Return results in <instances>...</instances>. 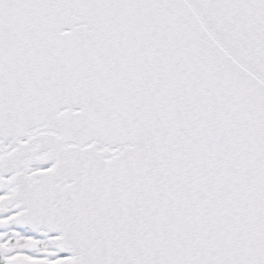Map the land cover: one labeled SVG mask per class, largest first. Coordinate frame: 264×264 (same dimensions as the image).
Instances as JSON below:
<instances>
[{
    "label": "snow or ice",
    "instance_id": "6c2138e0",
    "mask_svg": "<svg viewBox=\"0 0 264 264\" xmlns=\"http://www.w3.org/2000/svg\"><path fill=\"white\" fill-rule=\"evenodd\" d=\"M0 264H264V0H0Z\"/></svg>",
    "mask_w": 264,
    "mask_h": 264
}]
</instances>
